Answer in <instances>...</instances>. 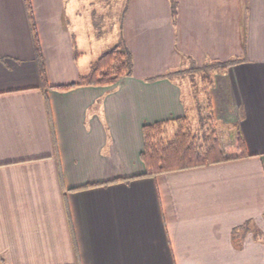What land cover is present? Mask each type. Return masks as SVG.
Masks as SVG:
<instances>
[{
	"label": "crops",
	"instance_id": "0c3cea01",
	"mask_svg": "<svg viewBox=\"0 0 264 264\" xmlns=\"http://www.w3.org/2000/svg\"><path fill=\"white\" fill-rule=\"evenodd\" d=\"M115 10L0 0V264H264V0ZM117 44L130 75L54 87ZM214 60L205 120L246 155L140 175L142 125L189 114L173 73Z\"/></svg>",
	"mask_w": 264,
	"mask_h": 264
},
{
	"label": "trees",
	"instance_id": "16d2710c",
	"mask_svg": "<svg viewBox=\"0 0 264 264\" xmlns=\"http://www.w3.org/2000/svg\"><path fill=\"white\" fill-rule=\"evenodd\" d=\"M233 62L235 60L226 62L214 60L211 64L190 68V70L201 74L202 88L200 92L205 98L208 110H211L210 86L212 84L209 70L211 68L224 70ZM131 68L130 51L117 44L104 50L91 62L86 75L80 76L72 83L54 87L67 90L83 85L109 86L130 75ZM180 72L182 70H177L173 74L178 75ZM207 119L205 121L209 125L206 128L209 126L211 128L205 130L201 144L198 143V136L190 125L188 114L144 123L142 125L144 142L140 158L145 166V172L140 175L154 176L163 172L200 167L246 155L244 142L240 137L236 138L234 145L227 146L225 150H222L213 122H209ZM170 128H172L171 132H169Z\"/></svg>",
	"mask_w": 264,
	"mask_h": 264
},
{
	"label": "rangeland",
	"instance_id": "374dc122",
	"mask_svg": "<svg viewBox=\"0 0 264 264\" xmlns=\"http://www.w3.org/2000/svg\"><path fill=\"white\" fill-rule=\"evenodd\" d=\"M91 1H95V0H91ZM97 1L99 4H101L104 7V12L110 15L112 12L114 13L116 11L115 9L118 5L122 4V8H123L125 7V3H126V0H97ZM106 27L107 26L105 24V28ZM108 43H113V42H107L106 44L107 46L105 45V48L111 45ZM141 61H142V58H140L139 56L137 58L138 64H140ZM194 66H195V63H191L189 67H186L187 70L189 69L188 70L189 72L186 69H179V70H182V72L176 75V77L178 78L181 84H183L184 86L186 85L189 91L188 93L190 94V110H189L188 117L190 118L191 127L193 128V130L196 132V135L198 136V143L201 144L202 139L205 134V130H209L211 126H209V128H206V126L209 125L207 121H205V118L208 114V109L206 107L205 98L203 97V95H201V92H200V89L202 88V84L200 81L201 74L192 71V69L190 70V68ZM171 131H172V128L169 129V132Z\"/></svg>",
	"mask_w": 264,
	"mask_h": 264
}]
</instances>
